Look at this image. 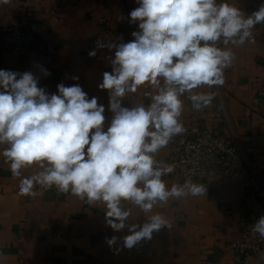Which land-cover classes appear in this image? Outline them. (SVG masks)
<instances>
[{
  "label": "clouds",
  "instance_id": "obj_1",
  "mask_svg": "<svg viewBox=\"0 0 264 264\" xmlns=\"http://www.w3.org/2000/svg\"><path fill=\"white\" fill-rule=\"evenodd\" d=\"M9 2L0 0V5ZM136 3L129 14L130 23H138L132 41H97L98 48L115 49L112 72H104L98 85L109 92L113 115L107 130L105 107L81 86L60 83L58 93L48 94L33 73L0 70V156L19 178V194L36 197L55 189L89 206L102 204L108 226L116 232L128 227L130 234L123 238L128 249L169 227L164 215L153 213L157 204L207 192L190 177L169 187L163 177L176 165L157 160L156 154L187 131L183 98L199 112L217 95L200 89L225 84L235 54L222 45H244L264 23V4L245 15L227 0ZM141 88H151L150 103L123 106ZM27 169L35 171L25 176ZM133 208L145 214L142 226L127 224ZM251 232L264 238V216ZM116 242L115 236L107 240L109 246Z\"/></svg>",
  "mask_w": 264,
  "mask_h": 264
},
{
  "label": "crops",
  "instance_id": "obj_2",
  "mask_svg": "<svg viewBox=\"0 0 264 264\" xmlns=\"http://www.w3.org/2000/svg\"><path fill=\"white\" fill-rule=\"evenodd\" d=\"M227 2L235 3L245 15L264 4V0ZM136 7V0H10L0 5V34L26 9H34L40 25L34 52L6 56L11 71L33 73L38 86L48 94L58 93L60 83L81 86L89 99L96 97L105 107L107 130L113 115L109 111V92L98 85L104 72H112L115 49L98 48L97 41H132L131 33L138 26L118 22L117 17ZM53 11L61 13L63 20ZM48 43L57 45L54 56L44 55L43 47ZM225 47L232 49L235 59L225 70L222 87L200 89L216 91L217 95L211 106L199 112L205 115L206 126L212 132L238 138L245 157L264 181V23L256 25L253 38L244 45ZM93 50L96 55L89 56ZM146 94H152L151 88L129 94L123 106L148 105L150 97ZM183 99L181 120L188 129L196 119L190 101ZM256 99L260 105H255ZM156 159L171 163L168 146L156 154ZM34 171L27 169L24 175ZM163 179L169 187L182 184L175 171ZM194 182L203 184L207 192L157 204L153 213L164 215L172 227L154 231L150 240L128 249L123 242L130 234L128 227L116 232L108 226L102 204L89 206L55 189L36 197L22 196L19 178L12 176L0 156V264H235L233 242L256 217L259 201L245 187L241 175L233 177L227 186L206 180ZM145 218L143 212L133 208L127 224L142 226ZM113 236L117 242L109 246L107 240ZM252 264H264V257L255 258Z\"/></svg>",
  "mask_w": 264,
  "mask_h": 264
},
{
  "label": "built area",
  "instance_id": "obj_3",
  "mask_svg": "<svg viewBox=\"0 0 264 264\" xmlns=\"http://www.w3.org/2000/svg\"><path fill=\"white\" fill-rule=\"evenodd\" d=\"M52 14H59L62 20L64 18L58 11H53ZM129 14L130 12L119 14L118 22L138 26V23H130ZM39 28L34 9H26L18 20L2 28L0 70L11 71V65L6 60L7 55H26L36 50ZM43 48L44 55L49 57L57 52L56 44L48 43ZM145 96L150 97L151 94ZM260 104L261 101L256 99L255 105ZM191 113L196 119L194 124L168 145L170 161L176 165L175 172L182 183L190 177L193 181L206 180L227 186L233 177L241 175L245 187L259 201V209L256 217L245 226L232 246L237 254L235 264H252L255 258L264 257V238L251 232L252 225L264 216V181L245 157L235 135H218L208 129L204 114L194 110ZM170 227L172 226L169 225L168 228ZM207 264L218 263L210 261Z\"/></svg>",
  "mask_w": 264,
  "mask_h": 264
}]
</instances>
